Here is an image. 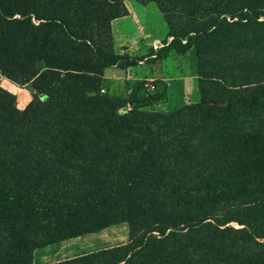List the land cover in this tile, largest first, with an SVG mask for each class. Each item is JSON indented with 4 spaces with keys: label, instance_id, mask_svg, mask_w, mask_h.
<instances>
[{
    "label": "trees",
    "instance_id": "1",
    "mask_svg": "<svg viewBox=\"0 0 264 264\" xmlns=\"http://www.w3.org/2000/svg\"><path fill=\"white\" fill-rule=\"evenodd\" d=\"M125 1L0 0V70L33 90L19 111L0 86V264H33L37 248L120 223L128 225L127 244L56 264H264V178L186 186L160 166L183 147V135L149 122L129 129L119 115L129 103L128 120H176L183 110L147 114L149 100L103 97L107 69L143 61L111 50ZM137 1L157 5L176 52L195 46L200 102L187 106L199 111L189 118L255 120L264 111V0ZM259 127L240 135L259 139L264 163ZM218 130L197 133L202 144L190 165L197 176L211 173L220 131L234 136ZM237 141L223 146L232 151ZM148 189L168 198L158 202L164 225L155 230L158 221L143 218L152 206L139 202Z\"/></svg>",
    "mask_w": 264,
    "mask_h": 264
},
{
    "label": "rangeland",
    "instance_id": "2",
    "mask_svg": "<svg viewBox=\"0 0 264 264\" xmlns=\"http://www.w3.org/2000/svg\"><path fill=\"white\" fill-rule=\"evenodd\" d=\"M229 1L233 2L234 0ZM241 1L246 2L249 5H253L257 2V0ZM173 4H175V0H173ZM125 5L128 9V15L130 12H133L135 10L138 11L139 14H141L140 12L142 8H149V10H144L145 12H147L146 16L140 15V18L143 19V22L137 25L139 28L142 27V30H144L145 28L150 30H146L144 34L137 37L139 38L138 40L137 38H135V40L131 39L135 41V43H133L132 41L128 40L129 38H125V35H122V26L120 24V21H117L120 18L113 20V47L111 46V50L114 52L115 56L129 55L137 58H142L143 62L139 63L137 66L128 68V71L131 70V74L135 79H131L129 80V82H127V87L124 88V92L118 91L117 86H115L116 83H112L110 80L106 79L105 84L108 94L103 95V97H129L138 100H149L148 102H151V104L153 105L149 106L143 111V113L147 114L148 112L155 114H170V112L183 110L180 113L176 114L180 117L176 118V120H167L162 115L159 116L162 120H128L130 114L132 113L126 112L127 114H124L121 111L122 109L120 110L121 114L119 113V115H121L120 117L126 118V120L124 121L129 126V129L130 126L140 128L142 127L141 123L149 122L152 127L153 124L157 129H160L161 127V130L164 131V134H167V136L169 137H174L180 134L183 135L180 137L182 139L180 145H182L183 147L179 149V147L176 146L173 150L174 153L172 152V154L169 155L167 159L162 157L160 160V166L163 167L164 171L169 172L172 176L180 178V180L186 186H190L193 188V186L195 185L204 186L208 183L216 182L218 180H240L243 178L256 180L258 178H264V163H262L263 161L261 160L263 155L260 151L261 147L257 142L259 141V139H251L249 137L254 136V132L259 126L264 127V111L256 112L257 115L254 114L252 117H250V119L255 118V120H194L192 118H189L188 116L192 115L189 113V111L191 109L197 110L198 108H188L187 106L190 107L200 102V94L198 90L199 74L195 46H192L186 53L180 54L176 52L174 48H171L172 46H169L168 44L161 48L165 49L161 51L159 56H150V54H153V44L156 40L160 39L161 41H163V43H166L168 39L167 34L169 33V28L163 17V14L155 3L142 4L137 0H128L125 1ZM147 19L150 21V23H148ZM161 27L162 31L159 32L161 30ZM104 44H106V41L104 42ZM159 51L160 49L156 51L154 50V52ZM40 68L41 70L46 69L47 64L45 62H42ZM133 74L135 75V77ZM164 78L173 80L171 87L167 84L166 81H164ZM141 82L154 83V91L152 93L148 92L145 87H142ZM0 86L6 91L14 94V96L16 97V101L14 102L12 98L10 99V101L12 105H14L19 111L25 110V108L33 100V90L31 86L25 88V86H19L15 84L14 82L6 78L2 74L1 70ZM24 97H26L24 104H20V106H18V102L21 103V100ZM150 99H152V101H150ZM237 104L238 103H236L235 107H237ZM236 121H238V123H236ZM201 123H203V127ZM219 127H226V129L234 133V136L227 137L225 131H220L222 134V140L220 141V143H218L219 147L216 149L217 156L215 157L216 163L213 164L211 173L205 176H197L195 174L198 167L193 169L190 168V165L198 156L199 147L202 144L201 140L203 136L200 133L201 135L200 137H198L197 133H199L201 130L207 129H211L212 131L215 130L217 132L219 131ZM144 129L145 128H142V130ZM261 129L262 128L259 127V130ZM241 133L248 134L249 136L240 135ZM262 134H264V132ZM227 140H239L237 141L238 143L234 145L232 151L231 148L233 145L229 147L223 146L226 145ZM177 144L178 143H175V145ZM254 164L257 165L255 166ZM203 165L204 164H202L199 169L202 170ZM190 169L191 171L189 173ZM145 192H150V194H143L144 199L140 200L139 202L140 204H142V206H146L148 204L151 205L152 209L147 208L148 213L143 214V218L151 223L158 221L152 228L155 230V227L159 228L164 225V217L160 219V212L156 210V208L160 206V203L158 202L159 200L168 201V198L164 197L165 195L163 194H160V196H156L155 189H148ZM170 217L173 218V215H171ZM227 226H232L237 229L244 227L237 222H231ZM155 234L157 235L158 233L155 232ZM163 238L164 236L159 239ZM121 241L116 240L115 242Z\"/></svg>",
    "mask_w": 264,
    "mask_h": 264
},
{
    "label": "crops",
    "instance_id": "3",
    "mask_svg": "<svg viewBox=\"0 0 264 264\" xmlns=\"http://www.w3.org/2000/svg\"><path fill=\"white\" fill-rule=\"evenodd\" d=\"M145 9L146 8H142L140 12L141 14H139V12L135 10L133 12H130L129 15L117 20L120 21V24L122 26V30H121L122 35H125V38L127 39L129 38L128 40L132 41L133 43H135V41H133L135 40V38L144 34L146 30H150L147 28L142 30L141 29L142 27L139 28L137 25L143 22V19L140 18V15L146 16L147 12L144 11ZM146 10H149V8ZM148 23H150L149 20ZM161 31H162V27L159 32ZM138 39L139 38H137V40ZM105 79L110 80L112 83H116L115 86H117L118 91L124 92L125 90L124 88L127 87V82H129V80L131 79L134 80L135 78H133L131 74V70L128 71V69L123 70L118 67H113L105 71ZM164 81H166L170 87L172 86V82H173L172 79L164 78ZM30 86L31 85H25V88H28ZM25 100L26 97L22 98L21 103L18 102V106H20V104H24ZM17 101H18V97H17ZM127 226L128 225L126 223H120L117 225L110 226L106 229H103L100 232L89 233L79 237H73L70 239L61 240L59 242L47 245L46 247L37 248L33 252V264H56L59 262H64L91 253L108 250L114 247L125 245L130 241ZM116 240L119 241L123 240V241L115 242Z\"/></svg>",
    "mask_w": 264,
    "mask_h": 264
},
{
    "label": "built area",
    "instance_id": "4",
    "mask_svg": "<svg viewBox=\"0 0 264 264\" xmlns=\"http://www.w3.org/2000/svg\"><path fill=\"white\" fill-rule=\"evenodd\" d=\"M172 40H173L172 37L168 38L166 43H163V41H161V40H156L154 42V44H153V48H154L155 51L158 50V49H161L165 45L170 44L172 42ZM144 87L146 88V90L148 92H151L152 93L154 91V89H155V84L152 83V82H144ZM106 92H107V89L105 87H102L101 93L102 94H105ZM132 109H133V105L129 103V104H127L126 108L125 109H122L121 111H122V113H126L128 111H131Z\"/></svg>",
    "mask_w": 264,
    "mask_h": 264
}]
</instances>
